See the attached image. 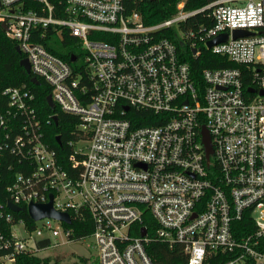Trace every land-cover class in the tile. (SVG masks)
Masks as SVG:
<instances>
[{
    "label": "built area",
    "instance_id": "1",
    "mask_svg": "<svg viewBox=\"0 0 264 264\" xmlns=\"http://www.w3.org/2000/svg\"><path fill=\"white\" fill-rule=\"evenodd\" d=\"M198 13L212 25L180 31L194 55L203 45L236 65L199 72L162 35ZM0 26L51 86L55 105L78 117L71 159L81 166L74 177L60 165L28 86L3 89L0 264L76 241H88L97 264H155L146 247L153 237L181 245L187 264H264V0L193 10L181 2L155 23L129 0H0ZM234 29L250 33L234 37ZM222 33L226 40L208 46ZM67 34L79 48L73 64L43 42ZM51 194L70 223L30 216V203ZM86 212L93 230L74 239L67 225Z\"/></svg>",
    "mask_w": 264,
    "mask_h": 264
},
{
    "label": "trees",
    "instance_id": "2",
    "mask_svg": "<svg viewBox=\"0 0 264 264\" xmlns=\"http://www.w3.org/2000/svg\"><path fill=\"white\" fill-rule=\"evenodd\" d=\"M55 5H60L62 0H50ZM210 0H129V7L132 10L138 11L145 22L155 23L166 18L178 11V4L183 2L186 10L198 9L208 3ZM203 23L207 26L212 25L211 19L206 17V14L198 13L191 17L188 22L182 23L181 27L173 26L164 28L163 34L172 39L178 49L179 54L185 61L193 60L199 72L206 68L226 67L236 65L227 57L215 54L211 49L201 45V53L195 56L189 42L179 36V32L188 30L189 27H197ZM77 38L67 34L65 38L54 37L53 43L44 44L57 55L70 61L72 53L78 54L79 48L76 44ZM203 43V42H198ZM18 42L9 38L3 28L0 26V110L6 105L7 98L2 94L3 89L8 86H28L36 95V105L44 120L45 140L57 151V157L62 168L67 170L72 176H78L81 171V166H74L71 159L75 141L79 135L75 131V126L78 123V117L72 114L63 112L58 104L51 107L47 102V96L51 93V86L41 77L37 76L39 83L32 82L33 74L27 73L20 61L24 54L17 50ZM199 45V46H200ZM198 47V45H197ZM72 63V62H71ZM73 64V63H72ZM131 114L140 115L149 113L147 111L131 110ZM53 115L58 116V121L55 122ZM156 122V121H154ZM138 124L151 123L150 120H139ZM60 136L61 143H58L57 136ZM17 215L29 219L25 210H22ZM247 222L242 219L237 222L238 236L246 234L245 226ZM74 229L72 237L78 239L88 235L93 230V221L89 212L84 213L83 218L79 221L73 220L71 225H67ZM152 233L149 227V234ZM264 241V239H263ZM147 251L155 264H187V255L183 252L181 245H170L167 242L160 241L153 237L147 244ZM17 264H50L49 257H39L29 254H19ZM51 264H60L55 260ZM210 264H217L216 261H211Z\"/></svg>",
    "mask_w": 264,
    "mask_h": 264
},
{
    "label": "water",
    "instance_id": "3",
    "mask_svg": "<svg viewBox=\"0 0 264 264\" xmlns=\"http://www.w3.org/2000/svg\"><path fill=\"white\" fill-rule=\"evenodd\" d=\"M4 28H5V25H4ZM250 32L246 29H234L233 30V35L234 37H238V36H242V35H248ZM228 38V33H222L216 37H214L213 39L209 40L207 43H208V46H212L216 43H219L223 40H226ZM17 50L19 52H21V49L20 47L17 45ZM193 53L196 52V49L193 48L192 49ZM72 60L75 59V55H73L71 57ZM21 65L25 68V70L27 71V73H31V69H30V63L28 61V58L27 57H23L20 61ZM32 82L34 83H39V80L36 76H33L32 77ZM47 102L48 104L51 106V107H55V102L53 101V98H52V95L49 94L47 96ZM53 119L55 122L58 121V116L57 115H54L53 116ZM57 141L58 143H61V139H60V136L58 135L57 136ZM203 141L207 147V153L209 154L211 152V146H210V137L208 135V132L206 129H203ZM53 195L51 194L50 195V200L47 202V203H30L29 205V214L30 216L33 218V219H40V218H43V217H46V216H50V217H54V218H58L60 220H63L67 223H70L71 222V219H70V216L68 213L66 212H61V211H58L56 210L54 207H53ZM9 207L15 211H18L21 207L12 203V202H9L8 203ZM145 230H143V234H145Z\"/></svg>",
    "mask_w": 264,
    "mask_h": 264
},
{
    "label": "rangeland",
    "instance_id": "4",
    "mask_svg": "<svg viewBox=\"0 0 264 264\" xmlns=\"http://www.w3.org/2000/svg\"><path fill=\"white\" fill-rule=\"evenodd\" d=\"M179 36L182 37V32H179ZM87 242L76 241L52 247L41 252V257H49L50 264L55 260H58L60 264H97L96 252L87 246Z\"/></svg>",
    "mask_w": 264,
    "mask_h": 264
}]
</instances>
